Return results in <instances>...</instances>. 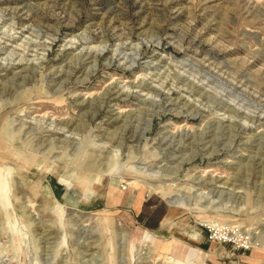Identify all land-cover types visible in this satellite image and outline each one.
Segmentation results:
<instances>
[{
	"label": "rangeland",
	"instance_id": "rangeland-1",
	"mask_svg": "<svg viewBox=\"0 0 264 264\" xmlns=\"http://www.w3.org/2000/svg\"><path fill=\"white\" fill-rule=\"evenodd\" d=\"M0 264H264V0H0Z\"/></svg>",
	"mask_w": 264,
	"mask_h": 264
},
{
	"label": "bare ground",
	"instance_id": "bare-ground-1",
	"mask_svg": "<svg viewBox=\"0 0 264 264\" xmlns=\"http://www.w3.org/2000/svg\"><path fill=\"white\" fill-rule=\"evenodd\" d=\"M28 42V41H27ZM28 48V47H27ZM14 53V52H13ZM12 54V53H11ZM69 123H70V121H69ZM67 127V126H66ZM73 138V137H72ZM213 186H215V185H213ZM212 186V187H213ZM222 192H220L219 194H221ZM203 194H205V193H203ZM211 194H218L215 190H214V188L212 189V191H211ZM217 223H218V225H219V229H221V231L225 234L226 233V235L228 234V233H231L233 230H234V232H238V227L239 226H235V227H226V226H223V225H221V221H217ZM229 228V229H228ZM226 230H227V232H226ZM247 231V230H246Z\"/></svg>",
	"mask_w": 264,
	"mask_h": 264
},
{
	"label": "crops",
	"instance_id": "crops-1",
	"mask_svg": "<svg viewBox=\"0 0 264 264\" xmlns=\"http://www.w3.org/2000/svg\"><path fill=\"white\" fill-rule=\"evenodd\" d=\"M60 196V195H59ZM189 237H190V239H194V238H196V234H194V233H192V234H189Z\"/></svg>",
	"mask_w": 264,
	"mask_h": 264
}]
</instances>
